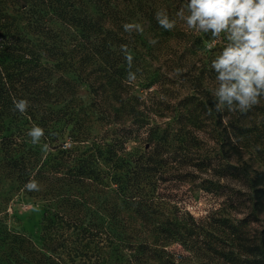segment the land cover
I'll list each match as a JSON object with an SVG mask.
<instances>
[{
	"label": "trees",
	"instance_id": "1",
	"mask_svg": "<svg viewBox=\"0 0 264 264\" xmlns=\"http://www.w3.org/2000/svg\"><path fill=\"white\" fill-rule=\"evenodd\" d=\"M179 2L158 0V9L174 17ZM155 4L0 0V133L8 132L1 138L3 166L22 185L30 178L48 182L50 197L41 244L4 232L0 264H76V259L99 264L86 249L91 243L97 250L110 248L107 264H188L168 247L179 245L194 257L221 254L208 239L213 223L229 231L226 241L238 254L229 261L264 264V232L252 242L227 218L197 222L161 193L162 185L180 180L178 168L213 166L196 158L201 134H212L218 173L243 183L248 217L264 215V171L243 160L253 148L264 162V98L246 113L216 112L210 62L219 48L208 50V36L182 24L171 32L159 27ZM139 19L158 30L160 44H179L181 60L195 56L182 78L193 94L173 109L171 121L158 122L167 108L136 93L134 82L126 80L120 46L136 55L141 36L124 32L122 24ZM135 55L132 71L139 68ZM53 68L74 78L54 80ZM79 85L87 87L86 103L75 100ZM14 98L30 102L26 114L13 110ZM33 124L45 129L40 147L49 145L41 164L40 147L28 146Z\"/></svg>",
	"mask_w": 264,
	"mask_h": 264
},
{
	"label": "rangeland",
	"instance_id": "2",
	"mask_svg": "<svg viewBox=\"0 0 264 264\" xmlns=\"http://www.w3.org/2000/svg\"><path fill=\"white\" fill-rule=\"evenodd\" d=\"M155 9L158 10V0ZM144 27V32L140 33V42L137 46V54L131 51L139 59L138 79L134 81L135 92L143 97L154 98L158 100V104H162L167 108L164 110L165 117H159L158 122L171 121L173 109L179 105L180 101L193 94L192 87L185 82L183 74L190 68V60H195V56H185L186 62L182 59V47L173 41L167 44L158 42L155 46L149 44L150 38L158 39V30L151 29L147 21L139 19L138 21ZM55 28H62L55 24ZM53 65V63H50ZM176 68L183 71L176 75ZM74 78L69 71H61L53 68V79ZM77 95L75 100L88 102L90 95L87 87L79 85L76 89ZM169 106V107H167ZM179 107V106H178ZM95 132V131H94ZM97 132V131H96ZM8 135L5 131L0 133V241L4 232L18 233L30 238L36 245L42 242L44 231V223L42 222L43 213L47 209L48 198L47 190L48 182L40 180L39 191H28L15 178L14 174H10L3 166V153L1 150V138ZM202 141L200 148L196 153L197 160L205 159L211 162V168L199 167H182L174 171V174L182 175L180 180H172L161 186V193L170 200L175 202L177 206L184 212H188L198 222H207V216L214 218H227L229 221L240 228L242 233L249 241L257 242L262 232H264V215H259L256 219L248 217L247 190L241 181L231 177L221 176L217 167L219 164V150L215 137L211 135L201 134ZM42 144L33 145L28 143L29 147H40ZM36 150V149H35ZM47 152L39 148V162L47 159ZM243 160L252 168L264 171V162L260 160L254 149H249L244 155ZM225 162V161H224ZM230 163L237 164L235 160ZM61 185V184H59ZM209 227V240L214 244L217 252L221 255L207 254L203 257H194L179 245L173 244L168 250L174 252L177 260L189 261L188 264H240L239 262L229 261L230 257L237 256L236 249L231 247L226 240L227 232L222 228ZM217 228V229H216ZM73 236V233L71 234ZM80 245V244H79ZM100 245V244H98ZM96 243L88 245L90 253H93L92 260L99 258V264H107V258L112 257L110 248H102L97 250ZM85 250V249H84ZM3 245L0 242V260L2 259ZM98 255V256H97ZM240 258V256H239ZM76 264H90L84 259H76Z\"/></svg>",
	"mask_w": 264,
	"mask_h": 264
},
{
	"label": "clouds",
	"instance_id": "3",
	"mask_svg": "<svg viewBox=\"0 0 264 264\" xmlns=\"http://www.w3.org/2000/svg\"><path fill=\"white\" fill-rule=\"evenodd\" d=\"M159 27L173 31L178 23L186 30L208 36L206 48H219L211 59L210 68L215 73L214 85L209 89L214 98L216 112L246 113L264 98V0H180L175 16L169 15L166 8L155 13ZM124 32L143 33L139 22L122 24ZM155 46L158 39L150 38ZM127 63L126 80L131 83L138 79L132 71L133 55L128 45L120 46ZM183 69L176 68L179 75ZM30 106L27 99H13V110L26 114ZM212 114V109H208ZM26 135L33 145L45 138V129L33 124ZM45 143L42 151L47 152ZM24 188L39 191V182L30 178Z\"/></svg>",
	"mask_w": 264,
	"mask_h": 264
}]
</instances>
